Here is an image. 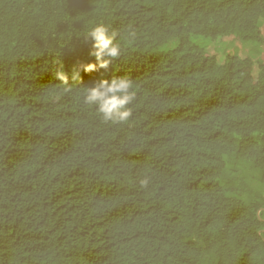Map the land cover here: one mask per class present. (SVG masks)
<instances>
[{"label": "trees", "instance_id": "16d2710c", "mask_svg": "<svg viewBox=\"0 0 264 264\" xmlns=\"http://www.w3.org/2000/svg\"><path fill=\"white\" fill-rule=\"evenodd\" d=\"M259 20L264 0H0V264H264V58L254 77L191 41L264 47ZM100 23L120 57L64 92ZM120 76L132 116L105 123L85 90Z\"/></svg>", "mask_w": 264, "mask_h": 264}, {"label": "clouds", "instance_id": "9594fccd", "mask_svg": "<svg viewBox=\"0 0 264 264\" xmlns=\"http://www.w3.org/2000/svg\"><path fill=\"white\" fill-rule=\"evenodd\" d=\"M120 33L116 29L103 23L94 26L86 36L85 40L91 41L89 55L94 57V62L78 63L72 66L71 72L65 71L62 61H58L54 77L63 86L64 92H70L74 85H81L83 77L81 73L91 74L104 70L107 72L113 61L120 57L122 49L118 42ZM136 38V32L130 30L128 39ZM136 99V92L131 79L125 76L101 78L94 86L86 87L84 103L95 106L97 112L105 123L123 124L127 123L132 116L130 105ZM150 183L148 177L139 180L141 188H147ZM257 216L264 217V209H257Z\"/></svg>", "mask_w": 264, "mask_h": 264}, {"label": "rangeland", "instance_id": "374dc122", "mask_svg": "<svg viewBox=\"0 0 264 264\" xmlns=\"http://www.w3.org/2000/svg\"><path fill=\"white\" fill-rule=\"evenodd\" d=\"M258 27L261 30L262 35L264 36V20H259ZM191 41L199 46L207 45V50L210 51V54H214L217 57V62L221 64L224 60L226 54L232 55L237 54L241 58L249 57L254 61L253 66V76H257L258 68L257 62L264 58V47L253 44H239L229 40H225L218 45L209 43V39L202 36H192ZM226 171L228 174L235 176L238 179H243L246 182H249L252 177L256 174V171L251 169V166L248 162L239 163L240 167H235L233 161L229 157H225ZM241 182V181H240ZM239 184V182H237ZM242 192L241 189L237 192V197L242 200L249 202L256 200L258 201V185L247 186Z\"/></svg>", "mask_w": 264, "mask_h": 264}]
</instances>
